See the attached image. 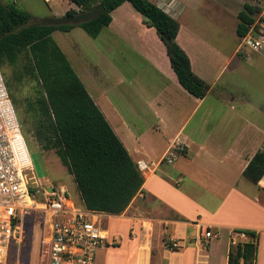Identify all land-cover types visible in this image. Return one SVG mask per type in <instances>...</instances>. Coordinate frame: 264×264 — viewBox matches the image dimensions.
<instances>
[{"label": "crops", "instance_id": "1", "mask_svg": "<svg viewBox=\"0 0 264 264\" xmlns=\"http://www.w3.org/2000/svg\"><path fill=\"white\" fill-rule=\"evenodd\" d=\"M150 1L178 22L176 42L187 54L193 73L209 89L204 98H196L180 85L156 30L144 25L143 16L129 2L111 12L110 24L100 32L108 51L115 53L118 46L124 47L142 62L147 74L139 84L137 73L131 80L119 75L112 88L104 79L103 87H92V92L81 82L133 162L143 160L149 169L142 190L126 210L95 213L126 224L135 244V260L139 252L147 251L148 264L153 255H160L165 264H174L175 258L179 264H227L229 242L236 230L257 234L254 264H264V176L257 184L243 176L255 152L264 150V136L261 144L254 141L257 134L252 141L247 138L243 128L249 124L247 117L228 109L223 97L211 94L225 72L224 60H231L235 50L230 47L227 52L200 31L190 17L198 6L195 0ZM125 82L137 90L141 109L131 101L120 106L113 98L124 100L115 89ZM209 94L220 104L219 110L202 109ZM217 115L229 119L226 123L230 125L234 121V129L214 122ZM217 130L230 132L222 137L216 135ZM167 134L165 146L158 148L157 142ZM173 146L182 150L171 163L162 161ZM201 227L210 228L217 237L205 239ZM119 237L113 235L114 243ZM165 239H176L180 247H165Z\"/></svg>", "mask_w": 264, "mask_h": 264}, {"label": "trees", "instance_id": "2", "mask_svg": "<svg viewBox=\"0 0 264 264\" xmlns=\"http://www.w3.org/2000/svg\"><path fill=\"white\" fill-rule=\"evenodd\" d=\"M69 1L79 10L70 9L65 15L99 3L104 6L105 11L97 18L77 25L93 39L110 24L111 12L129 2L143 16L144 25L156 30L180 85L196 98L206 96L208 84L193 73L187 54L176 42L178 22L156 4L150 0ZM261 12L256 3H244L235 28L239 40ZM30 20V14L15 4H0V67H17L15 81L21 82L27 76L40 86L33 99L25 100V112L34 122L26 130L19 118L22 134L26 140L31 134L42 150L54 151L73 176L86 209L121 214L142 190L144 176L52 37L56 30L69 31L75 26H42ZM9 94L16 109L20 102L10 90ZM243 176L253 184L260 181L264 176V150L255 152ZM236 232H244L248 241L230 247L227 264H254L257 234L249 230Z\"/></svg>", "mask_w": 264, "mask_h": 264}, {"label": "rangeland", "instance_id": "3", "mask_svg": "<svg viewBox=\"0 0 264 264\" xmlns=\"http://www.w3.org/2000/svg\"><path fill=\"white\" fill-rule=\"evenodd\" d=\"M195 1L198 6L195 11H191L190 17L194 19L196 24L200 25V31L206 35L209 41L224 47L227 52L230 47L231 50H235L231 60H224L225 72L211 94L214 98L223 97L228 109L240 112L244 117H247L249 124H243L245 135L247 134V138L252 141L254 135L257 134L258 136L254 141L261 144V137L264 136V57L254 52L240 51V40L236 36L235 28L238 22L237 15L243 9L245 2L256 3L261 7V14L256 15L255 18L260 19L262 17L264 20V0ZM0 4H15L30 14L31 23H38V20L44 18L62 17L65 10H79L69 0H48L47 3L43 0H0ZM52 37L90 92H92V87H97L96 89L103 87L104 79H106L107 86L112 88L119 75L131 80L134 78L131 76L137 73L135 78L139 84L142 77L147 74V68L142 65V62L124 47L118 46L115 53L108 51L103 33L93 39L76 25L71 31H57L52 34ZM119 49L120 52H118ZM17 69V67L8 65L0 67L6 83L9 84V90L20 102L16 110L21 122H23V128L27 130L34 122V118L25 112V100L28 98L33 99L37 95L40 86L34 79L27 76L21 82L15 81L14 76ZM125 83L115 89L124 96V100L117 97L113 98L120 106L131 101L135 102V107L141 109L137 90L128 86L127 82ZM219 105L218 102L212 100L209 94L205 107L202 109L217 111L220 109ZM147 120L149 123H153L152 118L148 117ZM228 120L219 115L214 118V122L217 124L222 123L225 127H235L234 121L231 123L232 127L226 123ZM229 132L228 130H217L216 135L227 137ZM169 136V134L163 135V138L157 142L158 148L161 149L165 146ZM26 143L35 173L40 182L46 185L47 189L50 183L63 185L69 192L74 204L81 207L82 200L73 176L60 163L54 151L42 150L29 133ZM99 220L109 231L111 240L113 235L118 234L120 237L118 243H109L108 247L104 245L97 250L94 264H148L147 251L139 252L135 260V244L133 239L130 238L132 235L129 236V228L126 224H118L107 217ZM44 239L43 224H41L36 213H33L24 220L21 242L11 247L5 264H46V248L43 244L46 239ZM168 241L169 239H165L164 246ZM243 242H245V239L234 237V239H230L229 244L231 248H235L237 243ZM157 243L158 240L154 239V246ZM145 250H148V248ZM144 256L146 257L144 258ZM165 262L160 255H153L149 264H165ZM174 264H179L178 258L174 259Z\"/></svg>", "mask_w": 264, "mask_h": 264}, {"label": "built area", "instance_id": "4", "mask_svg": "<svg viewBox=\"0 0 264 264\" xmlns=\"http://www.w3.org/2000/svg\"><path fill=\"white\" fill-rule=\"evenodd\" d=\"M239 49L264 57L263 19L254 21L240 39ZM181 150L173 146L162 161L171 163ZM135 163L142 174L149 169L143 160ZM48 187L35 173L18 114L0 71V264L8 260L11 247L21 242L24 220L33 213L45 230L46 264H94L97 250L114 243L98 214L83 204L77 207L63 185L50 183ZM200 234L205 239L217 237L207 227H201ZM235 235L248 238L244 232ZM168 244L170 249L180 247L176 239H169Z\"/></svg>", "mask_w": 264, "mask_h": 264}, {"label": "water", "instance_id": "5", "mask_svg": "<svg viewBox=\"0 0 264 264\" xmlns=\"http://www.w3.org/2000/svg\"><path fill=\"white\" fill-rule=\"evenodd\" d=\"M105 11L104 6L99 3L90 9L83 10L73 15H64L59 18H44L38 20V24L42 26H61V25H80L97 18Z\"/></svg>", "mask_w": 264, "mask_h": 264}, {"label": "bare ground", "instance_id": "6", "mask_svg": "<svg viewBox=\"0 0 264 264\" xmlns=\"http://www.w3.org/2000/svg\"><path fill=\"white\" fill-rule=\"evenodd\" d=\"M143 176H145V174H143Z\"/></svg>", "mask_w": 264, "mask_h": 264}]
</instances>
